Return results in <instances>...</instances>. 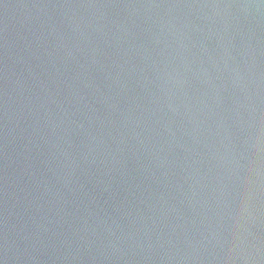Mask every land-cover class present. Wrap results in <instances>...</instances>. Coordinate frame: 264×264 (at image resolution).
I'll return each mask as SVG.
<instances>
[{
    "label": "water",
    "instance_id": "95a60500",
    "mask_svg": "<svg viewBox=\"0 0 264 264\" xmlns=\"http://www.w3.org/2000/svg\"><path fill=\"white\" fill-rule=\"evenodd\" d=\"M0 264H264V0H0Z\"/></svg>",
    "mask_w": 264,
    "mask_h": 264
}]
</instances>
